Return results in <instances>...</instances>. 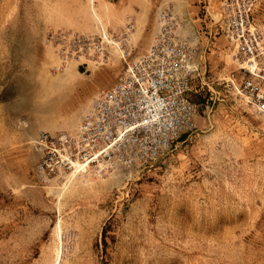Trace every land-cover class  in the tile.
Segmentation results:
<instances>
[{
    "label": "rangeland",
    "instance_id": "obj_1",
    "mask_svg": "<svg viewBox=\"0 0 264 264\" xmlns=\"http://www.w3.org/2000/svg\"><path fill=\"white\" fill-rule=\"evenodd\" d=\"M45 1L0 0V264H264V119L217 84L219 75L191 95L200 105L194 132L141 180L37 175L32 141L42 124L68 121L67 80L122 69V60H62L49 41L54 29L12 52V6L16 16L18 4L33 5L37 17Z\"/></svg>",
    "mask_w": 264,
    "mask_h": 264
},
{
    "label": "built area",
    "instance_id": "obj_2",
    "mask_svg": "<svg viewBox=\"0 0 264 264\" xmlns=\"http://www.w3.org/2000/svg\"><path fill=\"white\" fill-rule=\"evenodd\" d=\"M261 3L220 0L210 19L239 65L220 75L217 84L264 119V32L256 20ZM48 37L64 61L85 59L106 65L115 50L122 69L111 86L94 96L75 130L35 136L32 142L41 154L36 173L42 181L119 174L127 184L135 183L173 158L182 137L194 132L200 105L189 93L200 72L194 62L196 49L171 26L165 25L156 40L140 51L108 30L86 35L59 29ZM213 101L211 93L205 109H212Z\"/></svg>",
    "mask_w": 264,
    "mask_h": 264
},
{
    "label": "crops",
    "instance_id": "obj_3",
    "mask_svg": "<svg viewBox=\"0 0 264 264\" xmlns=\"http://www.w3.org/2000/svg\"><path fill=\"white\" fill-rule=\"evenodd\" d=\"M219 1L48 0L41 5V16L37 17L34 16L33 5L18 4L16 16L13 14L15 7L12 6V16L16 17V21L12 19L8 37L11 39L12 52L25 53L33 48L36 37L44 38L47 32L53 29H73L86 35H96L102 30H108L124 36L127 46L140 51L148 48L162 28L169 25L196 49L194 62L200 72L195 76L189 93V98L195 102L191 95L201 94L205 89L203 84L209 86V90L214 84L215 76L227 74V71L237 70L239 67L232 58L227 39L217 35L213 29L210 15L217 11ZM256 20L264 32V0L256 11ZM110 57L112 61L121 63L116 51L112 50ZM88 71L89 65L86 68V72ZM120 71L97 67L90 69L86 76L80 74L75 81L68 79L67 85L72 92L64 97L67 102L64 116L68 121L60 119L53 125L42 124L40 132L75 130L90 106L91 99H88L90 94L111 86L117 80ZM206 71L212 74L206 77L203 75ZM78 86L83 87V99L77 98L74 94ZM61 113L46 111L43 115L58 117L63 116Z\"/></svg>",
    "mask_w": 264,
    "mask_h": 264
},
{
    "label": "bare ground",
    "instance_id": "obj_4",
    "mask_svg": "<svg viewBox=\"0 0 264 264\" xmlns=\"http://www.w3.org/2000/svg\"><path fill=\"white\" fill-rule=\"evenodd\" d=\"M73 179V178H72Z\"/></svg>",
    "mask_w": 264,
    "mask_h": 264
}]
</instances>
